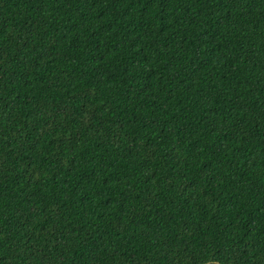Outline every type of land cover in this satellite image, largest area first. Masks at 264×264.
Listing matches in <instances>:
<instances>
[{"label":"trees","instance_id":"trees-1","mask_svg":"<svg viewBox=\"0 0 264 264\" xmlns=\"http://www.w3.org/2000/svg\"><path fill=\"white\" fill-rule=\"evenodd\" d=\"M0 264H264V0H0Z\"/></svg>","mask_w":264,"mask_h":264}]
</instances>
